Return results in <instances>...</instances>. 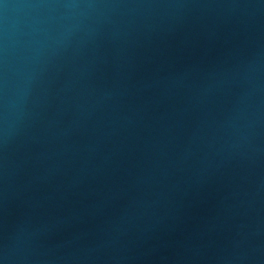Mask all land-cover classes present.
I'll return each mask as SVG.
<instances>
[{
  "label": "water",
  "instance_id": "1",
  "mask_svg": "<svg viewBox=\"0 0 264 264\" xmlns=\"http://www.w3.org/2000/svg\"><path fill=\"white\" fill-rule=\"evenodd\" d=\"M0 258L264 264V0H0Z\"/></svg>",
  "mask_w": 264,
  "mask_h": 264
},
{
  "label": "clouds",
  "instance_id": "2",
  "mask_svg": "<svg viewBox=\"0 0 264 264\" xmlns=\"http://www.w3.org/2000/svg\"><path fill=\"white\" fill-rule=\"evenodd\" d=\"M5 120H6V115H5ZM0 264H5L4 258H0Z\"/></svg>",
  "mask_w": 264,
  "mask_h": 264
}]
</instances>
